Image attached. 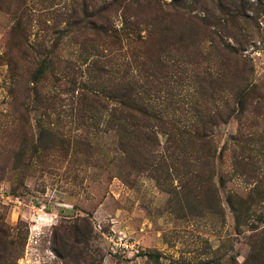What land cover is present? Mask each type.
Masks as SVG:
<instances>
[{"label": "rangeland", "instance_id": "374dc122", "mask_svg": "<svg viewBox=\"0 0 264 264\" xmlns=\"http://www.w3.org/2000/svg\"><path fill=\"white\" fill-rule=\"evenodd\" d=\"M127 5L107 63L82 0H0V264H264V0ZM135 86L139 140L117 129ZM217 112L212 168L167 124Z\"/></svg>", "mask_w": 264, "mask_h": 264}, {"label": "trees", "instance_id": "16d2710c", "mask_svg": "<svg viewBox=\"0 0 264 264\" xmlns=\"http://www.w3.org/2000/svg\"><path fill=\"white\" fill-rule=\"evenodd\" d=\"M131 1L102 0L100 4L94 6V8L89 11L86 0H82L80 15H77L78 17L76 16L77 21L74 23V31L77 36L83 37L80 45L90 46V50L93 51V56L98 58L99 61H106V58H108V63L115 57L124 56L123 54L125 49L123 46V38H128L130 34L134 36L136 35L135 30L137 29V25L135 22L128 21L125 18L123 20V23H125L124 30L115 28L113 24L114 21L111 20V14L116 13L114 9L117 5L121 6V13H124L123 11L128 6V2ZM89 35L93 36V38H88ZM109 43L112 48L105 49V46H109ZM48 67L49 66H47V68ZM105 67L108 69L107 64ZM97 69L100 71H106L104 67H97ZM44 70H42L43 73ZM101 85V83H98V89H95L94 92L90 94V99L99 105H102L105 98H108L107 93L110 92L106 91V87ZM118 88L120 87H117L115 90L117 98L120 99V101H129L132 103V106H123L122 111L119 112L118 118H122L124 121L123 123L117 124V129H122L127 132L126 126H128L130 130L133 131L132 134L139 133V135L136 136L138 139H135L139 140L140 132L147 133L151 127L147 126V124L143 122V118L130 113L128 109L131 110L132 108L138 114L145 113V109L142 107V94L144 91H142L140 89L141 87L138 86H135L134 89L126 87L121 89ZM240 92L243 93L245 90L241 89ZM101 107H103V105ZM217 115L218 112L212 115H206L205 118L199 117V120H197L198 124L185 123L181 121H170L167 124L177 135V138H174V141L177 143L178 149L185 150L189 148L195 153L197 159H202L203 163L210 165L212 168H214L216 153L218 150L217 141L214 139L213 135V127H215L218 123V121L215 120ZM99 121L100 119L95 121L96 128H99ZM100 148L103 150L102 147Z\"/></svg>", "mask_w": 264, "mask_h": 264}]
</instances>
